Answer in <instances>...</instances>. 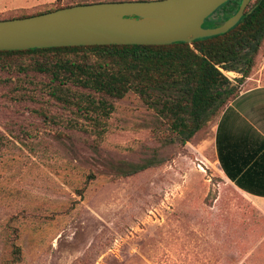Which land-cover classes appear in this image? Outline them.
Returning <instances> with one entry per match:
<instances>
[{
  "label": "rangeland",
  "instance_id": "1",
  "mask_svg": "<svg viewBox=\"0 0 264 264\" xmlns=\"http://www.w3.org/2000/svg\"><path fill=\"white\" fill-rule=\"evenodd\" d=\"M68 1L0 0V21ZM262 67L259 53L251 76ZM32 79L0 73V264H247L251 252L263 264L252 251L263 218L204 160L216 117L186 144H164L168 125L130 92L97 140L68 129L70 115ZM151 158L159 165L132 176L113 170Z\"/></svg>",
  "mask_w": 264,
  "mask_h": 264
},
{
  "label": "trees",
  "instance_id": "2",
  "mask_svg": "<svg viewBox=\"0 0 264 264\" xmlns=\"http://www.w3.org/2000/svg\"><path fill=\"white\" fill-rule=\"evenodd\" d=\"M123 1L152 0L101 2ZM240 2L228 0L205 20L203 27L233 16ZM90 3L98 2L70 0L35 15ZM30 16L34 15L19 18ZM263 42L264 0H251L244 16L221 35L168 45L0 51V73L13 71L40 78L36 83L30 81L33 91L45 92L70 115L65 120L67 128L97 140L104 138L115 102L132 92L168 125L170 135L164 138V144L184 145L239 94L240 86L251 76ZM230 74L237 76L234 83L227 77ZM25 96L33 94L27 92ZM42 116L50 122L59 121L46 113ZM5 144V137L0 135V149ZM157 165L158 161L151 158L141 163H121L113 170L119 177H128ZM13 248L14 255H20V248Z\"/></svg>",
  "mask_w": 264,
  "mask_h": 264
},
{
  "label": "water",
  "instance_id": "3",
  "mask_svg": "<svg viewBox=\"0 0 264 264\" xmlns=\"http://www.w3.org/2000/svg\"><path fill=\"white\" fill-rule=\"evenodd\" d=\"M228 0H152L75 5L0 21V51L90 45H168L221 35L244 16L251 0L211 27L205 20Z\"/></svg>",
  "mask_w": 264,
  "mask_h": 264
},
{
  "label": "crops",
  "instance_id": "4",
  "mask_svg": "<svg viewBox=\"0 0 264 264\" xmlns=\"http://www.w3.org/2000/svg\"><path fill=\"white\" fill-rule=\"evenodd\" d=\"M260 54L262 69L244 81L239 94L210 124L204 160L216 182L246 200L264 220V42ZM261 242L263 249L256 251ZM258 243L252 251L257 262L262 254L264 264V236ZM251 254L247 264H258Z\"/></svg>",
  "mask_w": 264,
  "mask_h": 264
}]
</instances>
